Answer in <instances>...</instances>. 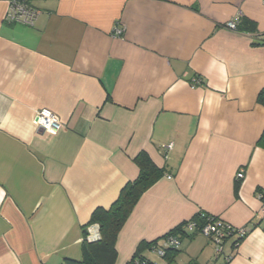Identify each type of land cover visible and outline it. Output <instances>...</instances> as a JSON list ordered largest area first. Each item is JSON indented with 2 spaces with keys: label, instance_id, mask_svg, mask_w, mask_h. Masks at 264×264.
Listing matches in <instances>:
<instances>
[{
  "label": "crops",
  "instance_id": "crops-1",
  "mask_svg": "<svg viewBox=\"0 0 264 264\" xmlns=\"http://www.w3.org/2000/svg\"><path fill=\"white\" fill-rule=\"evenodd\" d=\"M29 1L33 25L8 23L0 0V264L82 259L84 227L138 177L142 151L165 173L120 231L115 264L201 211L252 227L227 241L228 264H264V0ZM42 108L56 133L36 130ZM174 234L188 264L220 262L211 238Z\"/></svg>",
  "mask_w": 264,
  "mask_h": 264
},
{
  "label": "trees",
  "instance_id": "trees-1",
  "mask_svg": "<svg viewBox=\"0 0 264 264\" xmlns=\"http://www.w3.org/2000/svg\"><path fill=\"white\" fill-rule=\"evenodd\" d=\"M238 28V27H237ZM201 82L203 79L200 76H196ZM258 102L264 105V89L259 92ZM259 144L264 145V133L259 140ZM137 164L140 167V173L138 177L129 181L121 190L118 199L109 207V208H97L94 210L90 222L91 224L99 225V237L95 240L88 239V230L84 227V239L82 243V259H73L66 258L65 264H115L118 258V250H117V240L120 234V231L124 227L128 218L130 217L132 211L135 206L139 202L140 198L144 194L146 190H148L151 186H153L165 173L164 168H160L156 165L150 156L142 151L135 158ZM259 194H261L260 199L262 200V205L264 207V189H259ZM206 213L207 215H203ZM208 217L210 219H221L219 216L201 211L192 219L186 221L183 226H177L170 232H168L164 238L173 235L178 231H186L188 230L184 228L187 222L195 220L197 224L201 226L204 225L208 221ZM261 218H263L261 214ZM264 220V218L262 219ZM250 227V226H249ZM183 228V229H182ZM252 227H250L251 231ZM248 231L245 235H235L232 238L233 244L241 241L247 234L250 233ZM197 232V231H196ZM195 232V233H196ZM236 233V230L234 231ZM233 234V233H232ZM158 244L157 240L146 242L142 241L131 260L126 264H160L154 261L149 255V249ZM180 252V248H175L170 246L166 248V253L162 257L165 259L167 264H174L178 253ZM221 264V263H218Z\"/></svg>",
  "mask_w": 264,
  "mask_h": 264
},
{
  "label": "built area",
  "instance_id": "built-area-1",
  "mask_svg": "<svg viewBox=\"0 0 264 264\" xmlns=\"http://www.w3.org/2000/svg\"><path fill=\"white\" fill-rule=\"evenodd\" d=\"M6 1L8 3L7 13L5 15V20L10 24L22 23L26 25H33L35 21L39 18L41 14V10L35 7L29 0H1ZM241 13H239L234 19L227 22L226 27L231 30H237V25L241 20ZM122 33V29H116V34L120 35ZM194 85H199L200 80L195 77L193 80ZM34 124L36 126V130H43L42 134H54L59 130L61 125L60 117L48 108H42L38 110L35 114ZM174 143H168L163 146L164 151H169L173 148ZM244 169H241L237 177L239 179L244 178ZM261 194H259V198ZM263 204V203H262ZM261 214L264 218V207L260 210V218ZM203 215H207L203 213ZM261 218V219H263ZM185 228L189 232H199L204 234L205 236L211 238L215 244V258L217 261L219 259L221 264H228L233 258V251L228 252L226 250V243L233 236L237 235H245L248 231H250L249 226L243 227H235L222 219H210L208 217V221L204 225L197 224L195 220L187 222L185 224ZM236 230V233L234 232ZM233 233V234H232ZM99 237V227L93 226L89 229V240H95ZM239 242L233 244V249H235L236 245ZM173 246L175 248H180L181 240L180 238L173 234L167 237L163 243H158L152 246L149 249L151 254H156L159 257H163L166 253V248Z\"/></svg>",
  "mask_w": 264,
  "mask_h": 264
},
{
  "label": "rangeland",
  "instance_id": "rangeland-1",
  "mask_svg": "<svg viewBox=\"0 0 264 264\" xmlns=\"http://www.w3.org/2000/svg\"><path fill=\"white\" fill-rule=\"evenodd\" d=\"M99 227V226H98ZM202 236H205L204 234H201ZM181 240V239H180ZM214 243V242H213ZM188 244V242H187V240H184V244H183V247H182V252H179L178 254L179 255H181V261L179 262L180 264H188L189 262H188V259H187V261H184V260H186V259H183V258H186V255H185V253H183V251L185 252V247H186V245ZM180 248H181V246H180ZM189 251V250H188ZM193 253H197V251H194ZM195 255H197V254H195ZM214 257H215V254H214ZM154 258L160 263V264H167L166 262H165V259L164 258H161V257H158V256H154Z\"/></svg>",
  "mask_w": 264,
  "mask_h": 264
},
{
  "label": "water",
  "instance_id": "water-1",
  "mask_svg": "<svg viewBox=\"0 0 264 264\" xmlns=\"http://www.w3.org/2000/svg\"><path fill=\"white\" fill-rule=\"evenodd\" d=\"M39 132L43 133V130L41 129Z\"/></svg>",
  "mask_w": 264,
  "mask_h": 264
}]
</instances>
